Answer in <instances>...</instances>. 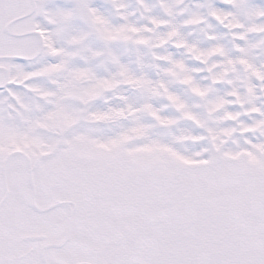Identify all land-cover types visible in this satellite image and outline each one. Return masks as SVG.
Here are the masks:
<instances>
[{
	"label": "snow or ice",
	"instance_id": "snow-or-ice-1",
	"mask_svg": "<svg viewBox=\"0 0 264 264\" xmlns=\"http://www.w3.org/2000/svg\"><path fill=\"white\" fill-rule=\"evenodd\" d=\"M0 264H264V0H0Z\"/></svg>",
	"mask_w": 264,
	"mask_h": 264
}]
</instances>
